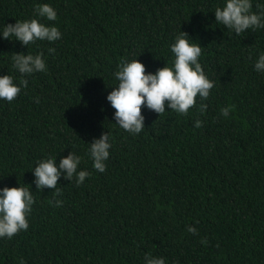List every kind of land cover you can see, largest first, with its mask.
<instances>
[{
    "label": "trees",
    "instance_id": "trees-1",
    "mask_svg": "<svg viewBox=\"0 0 264 264\" xmlns=\"http://www.w3.org/2000/svg\"><path fill=\"white\" fill-rule=\"evenodd\" d=\"M0 264H264V0H0Z\"/></svg>",
    "mask_w": 264,
    "mask_h": 264
}]
</instances>
